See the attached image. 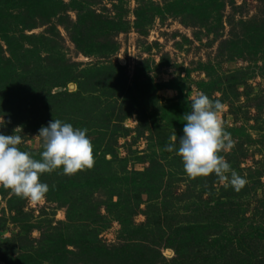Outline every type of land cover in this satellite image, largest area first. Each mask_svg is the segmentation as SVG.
I'll return each instance as SVG.
<instances>
[{
  "label": "rangeland",
  "instance_id": "1",
  "mask_svg": "<svg viewBox=\"0 0 264 264\" xmlns=\"http://www.w3.org/2000/svg\"><path fill=\"white\" fill-rule=\"evenodd\" d=\"M57 1L48 20L0 0V45L21 40L9 78L53 93L34 115L87 129L94 165L43 173L38 203L0 187V264H264V0ZM198 93L223 105L238 191L164 148ZM9 122L39 159V128Z\"/></svg>",
  "mask_w": 264,
  "mask_h": 264
},
{
  "label": "clouds",
  "instance_id": "2",
  "mask_svg": "<svg viewBox=\"0 0 264 264\" xmlns=\"http://www.w3.org/2000/svg\"><path fill=\"white\" fill-rule=\"evenodd\" d=\"M190 104L191 110L183 115L182 136L177 140L174 134V142L166 144L165 150L172 152L175 148L189 177L213 174L221 181L227 179L238 191L246 181L220 155L233 144L218 117L223 110L221 101L198 93L191 97ZM14 130L19 131L20 127H15L13 133ZM86 132L87 129L74 128L60 119L50 120L38 129L37 136L42 141L39 159L17 147L21 136L0 133V187L33 203L42 201L49 191L48 185L39 180L43 173L61 169L63 174L72 175L93 167V146ZM228 173L230 177L226 176Z\"/></svg>",
  "mask_w": 264,
  "mask_h": 264
},
{
  "label": "trees",
  "instance_id": "3",
  "mask_svg": "<svg viewBox=\"0 0 264 264\" xmlns=\"http://www.w3.org/2000/svg\"><path fill=\"white\" fill-rule=\"evenodd\" d=\"M54 1L59 3L60 6H63L62 1H57V0H54ZM54 3L51 0H16V3L14 4V8L18 9V13H21L20 12V8H21L23 10L31 11L34 15L37 16V18L42 17L43 19L49 20L50 17L54 16L57 11L54 10L51 12V10H48L46 6L48 5L51 7H56ZM1 9L2 8H0V10ZM25 12L26 11H23L24 14ZM34 25L35 23L28 24V25L26 24L23 27H28V26L32 27ZM1 34H7V33L3 32ZM22 34L26 35L25 32H23ZM30 37H38V35L37 34L27 35V38H30ZM5 40L10 42L9 43L10 45H8V50L11 52V56L6 57L3 54L5 50H3L2 46L0 45V80L3 81L4 83L6 82L3 88L5 91L4 92L5 95H11V92L12 91L13 92H12V96H9L8 97L9 99L6 100L2 106H0V117L3 116L6 118L5 123L0 122V124H3V125H0V133H3V134L6 133L7 126L10 123L9 121L21 122L22 127L28 124L38 129L46 123V118L43 117L44 114L42 115L41 113H38V116L34 115V114H37V112H39L40 110H42V108H40L38 104L41 103V105H43L44 108H46V106H49L48 103L52 99L51 96L53 95V93H50V91H48L46 94L43 95L44 89L42 86H39V88H36L37 91H33V92H39V91L40 92L38 94L33 95V93L29 92V88L24 89V87L26 86L25 81L14 83L12 79L9 78L11 76L12 69H13V64H12L11 59L17 56V52L16 50H13V47L11 44H12V41L13 42L15 41L16 43L21 40L15 37L8 38V39L6 38ZM26 87H28V85ZM10 89H11V92H10ZM47 95H50L51 98L48 99ZM15 96H18L19 99L16 98ZM54 97H58V96L56 95ZM16 99H17V104H15ZM11 100L13 101V103L11 102ZM21 100L23 103V107L20 106L19 101ZM39 116H41V118ZM24 120H25V123H24ZM38 120L42 122L40 124L39 123L36 124ZM33 123H35L36 126L33 125Z\"/></svg>",
  "mask_w": 264,
  "mask_h": 264
}]
</instances>
